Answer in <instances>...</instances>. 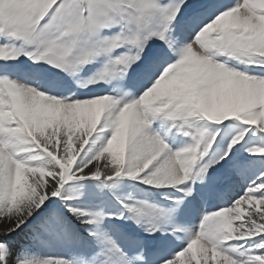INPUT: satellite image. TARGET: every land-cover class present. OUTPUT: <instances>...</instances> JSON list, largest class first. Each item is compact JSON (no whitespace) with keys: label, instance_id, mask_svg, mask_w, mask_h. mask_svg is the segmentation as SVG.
<instances>
[{"label":"snow or ice","instance_id":"snow-or-ice-1","mask_svg":"<svg viewBox=\"0 0 264 264\" xmlns=\"http://www.w3.org/2000/svg\"><path fill=\"white\" fill-rule=\"evenodd\" d=\"M0 264H264V0H0Z\"/></svg>","mask_w":264,"mask_h":264}]
</instances>
